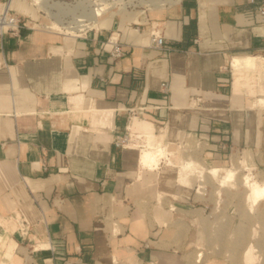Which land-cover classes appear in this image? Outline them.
Listing matches in <instances>:
<instances>
[{
    "label": "crops",
    "instance_id": "crops-1",
    "mask_svg": "<svg viewBox=\"0 0 264 264\" xmlns=\"http://www.w3.org/2000/svg\"><path fill=\"white\" fill-rule=\"evenodd\" d=\"M10 7L25 24L0 28V264H180L192 201L159 200L144 171L160 162L144 165L123 138L129 124L146 147L180 133L208 157L251 148L264 159V0H177L157 18L112 14L78 35L35 26L31 1ZM157 20L164 52L150 46ZM234 55L255 56L263 82L235 71Z\"/></svg>",
    "mask_w": 264,
    "mask_h": 264
},
{
    "label": "rangeland",
    "instance_id": "rangeland-1",
    "mask_svg": "<svg viewBox=\"0 0 264 264\" xmlns=\"http://www.w3.org/2000/svg\"><path fill=\"white\" fill-rule=\"evenodd\" d=\"M30 1L41 10L35 22L38 24L35 26L59 33H70L73 29L76 35L97 27L96 23H89V20H86L88 23L81 28L68 27L75 25L80 13L65 9L64 6H73L72 3L75 2L48 0L52 4L48 8L43 0H26ZM106 1L108 5L111 4V8L101 20L112 14H141L154 19L177 0ZM260 109L264 112V109ZM129 136L130 143H136V138L130 131ZM179 137L183 142H180V139L177 141L174 134L166 135V140L161 143L176 141L178 151L170 155L171 158L184 162L186 158L191 157L197 165L185 167L182 164L175 167L167 157L162 156L158 169L150 168L144 173L148 176V182L157 184L155 186L162 195L159 200H165L171 195L183 198L189 196L192 208H195L192 215H189L191 220L185 216L184 223L177 227V232L181 234L177 237H181L177 249L180 264H264V199L254 202L249 196V189L244 180L247 174L258 181L264 180V159L261 151L236 148L227 155L208 157L206 145L198 137L193 139L180 133ZM146 142L149 141H141L139 138L137 144L141 147H138L143 150ZM199 166L204 167L201 176ZM209 167H219V174L215 176L208 172ZM226 168H232L234 176L223 185L218 177L225 173ZM250 246L253 247L255 259L248 261L245 254Z\"/></svg>",
    "mask_w": 264,
    "mask_h": 264
},
{
    "label": "bare ground",
    "instance_id": "bare-ground-1",
    "mask_svg": "<svg viewBox=\"0 0 264 264\" xmlns=\"http://www.w3.org/2000/svg\"><path fill=\"white\" fill-rule=\"evenodd\" d=\"M43 1L45 2V5L48 6V8L52 5L51 3L48 2V0H43ZM80 3L83 5L84 13H80L79 17L76 18L74 26H68V27H74L77 29L81 28L88 23L85 22L86 20H89V23H97V21L100 20L101 17L105 15V13L108 12L109 9L111 8L110 6L111 4L108 5L109 3H107L106 0H82ZM64 7L65 9L68 10H75L76 6L67 5V7L66 6ZM69 32L72 35H76V32L73 29H71ZM256 62H257V58L253 55H234L232 57V67L235 71L248 70L250 72H259L260 73L259 78L263 82V71L257 69ZM255 105L259 106V108L264 109V97L256 99ZM128 129L131 135H133L136 138V143L134 144L141 147L140 144H137L139 138L135 136V134L130 130L129 124H128ZM148 146L149 145H147V147L145 146L141 154V161L144 165H149L150 167L157 168L160 162V157L162 156L167 157V159L170 160L171 165L175 167H178L182 164L185 165V167L197 165L196 161L191 157L186 158L184 162L181 161L177 162L171 158L170 155H173L178 151L177 143L175 141H169L168 144L166 145L156 144L155 146H150V147ZM199 168L200 169L198 170L201 176L202 173L204 172V167L199 166ZM219 170H220L219 167H209L207 169L208 172L215 174V176L219 174L218 173ZM233 176H234V170L232 168H226L225 173L219 176L218 179L221 183H224L223 185H225V183L229 181ZM244 178H245L244 179L245 185L247 184L249 189V196L253 199V201L256 202L257 200L264 199V180L258 181L254 179L250 174H247ZM252 250L253 247L250 246L245 254V258L248 261L255 259L254 252Z\"/></svg>",
    "mask_w": 264,
    "mask_h": 264
},
{
    "label": "built area",
    "instance_id": "built-area-1",
    "mask_svg": "<svg viewBox=\"0 0 264 264\" xmlns=\"http://www.w3.org/2000/svg\"><path fill=\"white\" fill-rule=\"evenodd\" d=\"M70 2H75V4L72 3V5H75V12L78 13H84L83 11V5L80 3L82 0H69ZM8 2L7 7H2L0 11V28L1 32L5 31H11L14 33H18L25 24V21L23 17L13 11L10 7V2L11 0H6L5 3ZM64 3H67L65 0H63ZM260 12L264 14V7L260 8ZM163 24L161 20H157L152 24V28L150 31V46L156 50L159 51H165L167 48V42H166V37L163 33ZM108 40L112 44V48L109 51L111 57L113 58H118L120 56H123L125 54V49L122 46L121 43L118 42L117 39L114 38H108ZM162 93L163 96L167 97L168 94L170 93V84L169 82H164L162 84ZM131 112L135 113L136 109L135 108H130ZM130 136L129 134H126L123 138V141L125 144H129ZM221 147H224L223 143H220Z\"/></svg>",
    "mask_w": 264,
    "mask_h": 264
}]
</instances>
